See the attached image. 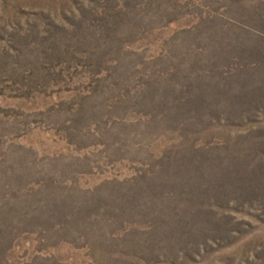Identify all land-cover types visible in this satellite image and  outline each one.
Segmentation results:
<instances>
[{
  "label": "rangeland",
  "instance_id": "rangeland-1",
  "mask_svg": "<svg viewBox=\"0 0 264 264\" xmlns=\"http://www.w3.org/2000/svg\"><path fill=\"white\" fill-rule=\"evenodd\" d=\"M0 264H264V0H0Z\"/></svg>",
  "mask_w": 264,
  "mask_h": 264
}]
</instances>
